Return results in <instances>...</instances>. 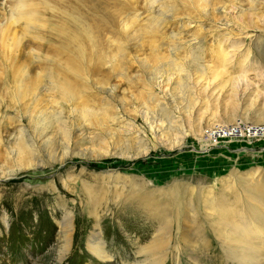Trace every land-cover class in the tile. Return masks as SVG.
I'll use <instances>...</instances> for the list:
<instances>
[{"label":"rangeland","instance_id":"rangeland-1","mask_svg":"<svg viewBox=\"0 0 264 264\" xmlns=\"http://www.w3.org/2000/svg\"><path fill=\"white\" fill-rule=\"evenodd\" d=\"M15 1L0 0V264H149L144 248L166 225L163 264H264V234L248 242L264 183L243 178L264 176V138L203 142L219 128L264 131V0H204L198 11L191 0L96 1L80 11L94 19L84 26L113 4L114 34L98 28L94 44L43 9L34 30L9 26ZM95 234L108 260L91 252Z\"/></svg>","mask_w":264,"mask_h":264},{"label":"bare ground","instance_id":"bare-ground-1","mask_svg":"<svg viewBox=\"0 0 264 264\" xmlns=\"http://www.w3.org/2000/svg\"><path fill=\"white\" fill-rule=\"evenodd\" d=\"M33 1H45V3H43L42 5L41 4H35V3H33ZM61 1H70V0H16L15 2V7H14V12H13V14H12V17L10 18V20H9V23H8V25L9 26H11V25H15V24H18V22H23L24 24H25V27L27 28V29H35V27L36 26H38V24H43V23H41V21L42 20H39L38 18H37V16H36V13L40 10V9H43L42 11L44 12V13H49L50 15H55V14H59L61 17H59V18H61L62 19V21L63 22H65V21H69V20H71L72 22H74L75 23V25H74V23H72L71 22V26L73 27L72 29H74V31H76V32H78L79 34H80V36H81V40L84 38L85 39V42L86 41H88V42H91V43H95V41H94V35H93V33H95V32H98V31H96L98 28L102 31V33L103 32H106V31H108L109 29H110V33L111 34H114V31L112 30L113 28H111V20H112V15H113V9H111L112 8V6H113V4L107 9V7L108 6H104V10L106 11V9H107V13L108 14H106V17L105 18H103V16H101L102 17V19H101V21L99 22V23H96V21H94V24L93 23H91V24H93V25H91V27H86V26H84V22H87V21H89L90 19H91V21L92 20H94L93 19V17L92 16H90L89 14H88V16L86 15V16H84V14H80V11H83V10H86L87 11V4L90 6V7H92L93 9H96L97 8V3H95L96 1H112V0H77V1H83L84 2V4L83 5H79V4H77V5H75V4H70L69 2L68 3H65L66 4V8H64L62 11H61V9H60V7H59V3H62ZM132 1V0H131ZM150 1V0H149ZM158 1V0H157ZM165 1V0H164ZM163 1V2H164ZM151 2V1H150ZM168 2V1H167ZM180 2V1H179ZM40 3V2H39ZM54 3H56L57 4V7H58V11L55 13V9L56 8H53L52 6L54 5ZM76 3V2H75ZM78 3V2H77ZM85 3H86V5H85ZM154 3V2H153ZM165 3V2H164ZM200 3V4H199ZM207 3V1H204V0H191V6L193 7V9H196V11H198L197 10V8H200L201 9V7H207L208 8V6L210 5V3H213V2H210L209 3V5H207L206 4ZM215 3V2H214ZM62 4H64V3H62ZM152 4V3H151ZM160 4H161V2H160ZM173 4V3H172ZM39 5H40V8H39ZM163 5V4H162ZM161 5V6H162ZM207 5V6H206ZM62 6V5H61ZM165 6H167L166 8H165ZM164 6V8L163 9H165V11H167V12H171V9H170V7H169V5L167 4V5H165ZM171 6V5H170ZM172 6H174V5H172ZM212 6V5H211ZM63 7V6H62ZM197 7V8H196ZM213 7V6H212ZM252 7V6H251ZM12 8V7H11ZM10 8V9H11ZM150 8V7H149ZM154 8V7H153ZM160 8V7H159ZM210 8V7H209ZM161 9H162V7H161ZM160 9V10H161ZM162 9V10H163ZM176 9V8H175ZM206 9V8H205ZM211 10V9H210ZM216 10V9H215ZM165 11H164V14H165ZM193 11V10H192ZM157 12V11H156ZM201 12V10H199V13ZM204 12V11H203ZM153 13V12H152ZM161 12L159 11L158 13H156V15H154V16H152L149 20H150V25H147V28L148 29H153V28H157V30H158V28H159V26H160V21L161 20H164V19H162V17H164L163 15H161L160 14ZM38 14V13H37ZM163 14V13H162ZM202 14V13H201ZM9 15V14H8ZM41 15V14H40ZM53 15V16H54ZM190 15V14H189ZM199 15V14H198ZM212 15V14H211ZM148 17V16H147ZM100 19V18H99ZM133 20H135V19H133ZM132 20V21H133ZM47 21V20H46ZM130 21V20H129ZM129 21L127 22L126 20L125 21H123V22H121V30L125 33L126 32V29H127V27L130 25L129 24ZM62 22V23H63ZM135 22V21H134ZM223 22V21H222ZM89 23V22H88ZM164 23V22H163ZM7 24V23H6ZM166 24V23H165ZM65 25V24H64ZM68 25V24H67ZM89 26H90V24H88ZM140 25V24H139ZM219 27L220 28H218L219 30H223V31H226V30H228L229 29V26L227 25V24H225V22L224 23H219ZM66 26V25H65ZM64 26V27H65ZM70 26V27H71ZM120 26V25H119ZM146 26V25H145ZM12 27V26H11ZM61 27V26H60ZM63 27V28H64ZM134 27V26H133ZM142 27V26H141ZM4 27H1L0 28V35L3 37V36H6V35H8V34H6L7 32H8V29H7V27H6V29H3ZM9 28V27H8ZM120 28V27H119ZM131 28H132V26H131ZM14 29V28H13ZM60 29V28H59ZM65 29H66V27H65ZM143 29H144V27H143ZM217 29V30H218ZM146 30V29H145ZM149 30V31H150ZM221 30V31H222ZM239 30H241V29H239ZM60 31V33H63L64 32V30H62V28L59 30ZM147 31V30H146ZM148 31V32H149ZM230 31V30H229ZM228 31V32H229ZM231 31H232V29H231ZM255 31V30H254ZM152 32V31H151ZM155 32H157V31H155ZM211 32V31H210ZM219 32V31H218ZM238 32V31H237ZM240 32V31H239ZM238 32V33H239ZM14 33V32H13ZM108 33V32H107ZM124 33H123V35H124ZM230 33V32H229ZM6 34V35H5ZM15 34V33H14ZM140 34H142V33H140ZM228 34V33H227ZM241 35L242 34H245V30H241V33H240ZM249 34V33H248ZM256 35H255V37L257 38H259V37H261L262 36V34H264V33H260V34H257V33H255ZM211 35V34H210ZM213 35V34H212ZM239 35V34H238ZM13 36V35H12ZM63 36V35H62ZM110 36V35H109ZM226 36V35H225ZM240 36V35H239ZM127 37V36H126ZM12 39H14L13 37H12ZM219 39V38H218ZM226 39V38H225ZM112 40V39H111ZM115 40V39H114ZM227 40V39H226ZM113 41V40H112ZM87 42V43H88ZM226 42V41H225ZM79 43V42H78ZM82 43V42H81ZM121 43V42H120ZM15 44V43H14ZM83 44V43H82ZM86 45V44H85ZM98 45V44H97ZM220 45V44H219ZM83 46V45H82ZM91 46H93L92 44H91ZM90 46V47H91ZM118 46L120 47V44H118ZM89 47V46H88ZM119 47H118V50H117V52L119 53V51H120V49H119ZM13 48V47H12ZM92 49V48H91ZM79 52H81L80 50H79ZM84 53V52H83ZM80 54V53H79ZM100 54V53H99ZM80 55H82V54H80ZM117 55V54H116ZM223 57V56H222ZM250 57V51L248 50V52H247V54H246V56H245V58H244V60H247L248 58ZM116 58V57H115ZM225 58V57H224ZM70 59V58H69ZM117 59V58H116ZM224 60V59H223ZM62 63V62H61ZM74 63H76V62H74ZM78 64V63H77ZM68 65V64H67ZM71 64H69V67H71L70 66ZM68 67V66H67ZM77 68V67H76ZM74 66H72V69L70 70V69H68V70H70V71H68V72H72V73H76L74 76H79L80 75V73L81 72H78V70L76 69ZM67 70V69H66ZM256 70V69H255ZM263 70V69H262ZM65 71V70H64ZM67 72V71H66ZM78 72V73H77ZM255 72V71H254ZM257 73V75H255V77L257 78V79H259V78H262V79H264V70L263 71H261V72H259V71H257L256 72ZM45 79V78H44ZM50 79H52V85H53V88L55 89V90H57L62 96H64V97H71V96H73L76 92H75V89H74V91H73V88H72V86L70 85V82H68V80L66 81L65 79H62L61 80V78H59V77H53L52 75L50 76ZM239 80H241V82H244L245 83V85L247 84V81H248V78H247V76L246 75H244V74H242V75H240V78H239ZM238 80V81H239ZM30 81V80H29ZM82 81V80H81ZM44 85V84H43ZM247 86H248V84H247ZM52 87V86H51ZM59 94V95H60ZM18 95H20V94H18ZM75 96V95H74ZM21 97V96H20ZM24 97V96H23ZM31 97V96H30ZM61 97V96H60ZM67 100V99H66ZM75 100H77V98L75 99ZM64 101V100H63ZM70 103H72V100L70 99ZM87 114V113H86ZM224 133H228L229 135H230V137L229 138H227V139H229V140H238V139H244V138H249L248 140H250V141H254V140H256V139H259V138H264V131H252V130H250V129H247L246 127H241V125L240 126H236V127H232V128H230V129H215V130H211V131H209L206 135H205V141H203L204 143H207V145H216L217 144V142L218 141H220L221 140V137H222V135L224 134ZM209 145V146H210ZM135 152H137V154L134 152V154H136V157H138V156H141V152H139V151H136V150H134ZM125 154V153H124ZM134 156V155H133ZM132 157V156H131ZM62 163V162H61ZM260 174H261V172L259 171V169H256V170H252V171H249V172H247V173H245V174H243V178H244V180H246L247 182L246 183H249L250 184V186L251 187H256V185H259V184H261V183H264V176H261L259 179H255V176H257V175H259L260 176ZM263 177V179H261ZM252 180L254 181L253 183H252ZM242 181V180H241ZM264 191V190H263ZM177 195V194H176ZM154 214V213H153ZM155 215H157V211H156V214ZM154 215V216H155ZM189 216V215H188ZM161 217V216H160ZM163 217V216H162ZM261 217V216H260ZM251 220H252V222L254 221V220H256L255 221V223H253V225L250 227V229H252V231L248 234V236L250 235V234H252L251 236H252V238L250 237V239L248 240V239H246V238H243L244 239V241L246 242V240H248V242H249V245H250V243H255V242H253L252 241V239H255V237H257V238H260L261 236V233H263L264 234V226H262V225H264V217H261V218H258V216L256 215V218H252L251 217ZM260 221H263V223L262 222H260ZM70 220L68 219L67 221H66V224H68L67 226H69L70 225ZM164 222V221H163ZM167 222V221H166ZM193 222V221H192ZM159 223V222H158ZM260 224H262V225H260ZM163 226H165V225H163ZM167 227H166V229H164L165 231H163L162 229H159V231H158V233L152 238V240H151V242L149 243V246H147L146 248H144L143 250H144V253H145V256L146 257H148L149 259V264H163L164 262H165V260L167 259V257H166V255L168 256V254H167V252H166V249H164L165 247H166V244H165V239H170V235H169V227L170 226H168V225H166ZM233 228H235V227H233ZM171 229V228H170ZM247 232H249V231H247ZM247 236V235H246ZM260 236V237H259ZM262 241V240H261ZM242 243H245V242H243V241H241ZM241 242H240V244H241ZM90 244V249H91V252L93 253V255H94V257L95 258H97L98 260H100V261H105V260H108V256H107V254H106V252H105V249H104V246H103V244L101 243V241L100 240H98V235H93V236H91V238H90V242H89ZM246 244V243H245ZM238 245V244H237ZM142 250V251H143ZM242 250H244V249H242ZM141 251V250H140ZM249 252V251H248ZM253 252H255V251H253ZM243 253H245V252H243ZM242 254V253H241ZM240 253H239V255H238V257L241 255ZM248 254V253H247ZM250 254V253H249ZM254 254V253H253ZM243 255V254H242ZM250 255H252V253L250 254ZM142 256V255H141ZM249 256V255H248ZM256 256V254L254 255V256H252V257H255ZM147 259H145V261H146ZM147 260V261H148ZM241 260V259H240ZM242 260L243 261H245L244 260V258H242ZM249 261V260H248ZM247 261V262H248ZM144 262V261H143ZM245 263H246V261H245ZM240 264V263H239ZM247 264V263H246ZM248 264H254L253 262H251V263H249L248 262Z\"/></svg>","mask_w":264,"mask_h":264}]
</instances>
